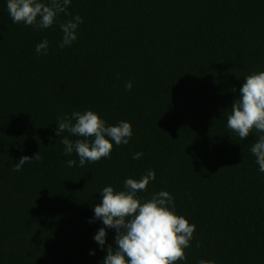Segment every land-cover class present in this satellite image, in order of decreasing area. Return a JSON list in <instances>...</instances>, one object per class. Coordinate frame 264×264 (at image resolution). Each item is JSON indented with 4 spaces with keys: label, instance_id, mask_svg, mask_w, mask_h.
<instances>
[{
    "label": "trees",
    "instance_id": "1",
    "mask_svg": "<svg viewBox=\"0 0 264 264\" xmlns=\"http://www.w3.org/2000/svg\"><path fill=\"white\" fill-rule=\"evenodd\" d=\"M68 11L83 23L60 48L71 17L47 29L14 24L0 0V264H101L99 191L149 169L155 180L138 196L169 192L195 225L177 264H264L258 133L241 140L226 119L243 79L264 71V0H71ZM45 39L47 54L36 53ZM86 110L133 134L109 158L68 167L79 159L60 139L77 137L59 138L57 118ZM106 231L105 248L115 237Z\"/></svg>",
    "mask_w": 264,
    "mask_h": 264
},
{
    "label": "clouds",
    "instance_id": "2",
    "mask_svg": "<svg viewBox=\"0 0 264 264\" xmlns=\"http://www.w3.org/2000/svg\"><path fill=\"white\" fill-rule=\"evenodd\" d=\"M70 4L71 0H7V10L12 23L37 29L52 27L61 13L71 17L59 25L62 38L58 46L64 48L77 39L76 31L83 23L79 15L73 16L68 11ZM48 46L45 39L36 45L35 51L46 55ZM243 81L239 96L228 109L227 128L241 140L253 130L258 133L250 152L259 172L264 173V71L252 72ZM125 88L131 90L132 82H127ZM56 124L59 138L65 132L77 137L75 140L68 136L60 139L64 155L75 153L79 159L78 164L75 159L66 160L68 167H83L86 163L109 158L113 142L116 146L127 145L133 134L129 122L121 120L116 125H109L91 110L64 113L57 118ZM142 155L137 152L132 158L139 159ZM40 159L39 152L33 157L22 156L12 169L20 171L24 164ZM153 180L155 172L149 169L139 179L125 178L122 190L108 185L99 191L101 200L93 212L94 219L102 221L103 227L97 230L93 239L106 252L101 264H177L187 259L185 249L191 247L195 225L175 213L174 198L169 192L161 190L149 198L138 196L147 191ZM106 229L115 230L114 242L107 248L104 247L108 235ZM90 254L94 255V252ZM197 264L215 262L200 259Z\"/></svg>",
    "mask_w": 264,
    "mask_h": 264
}]
</instances>
